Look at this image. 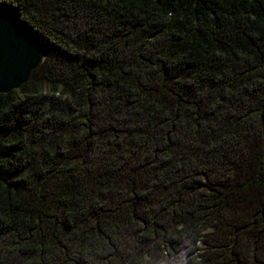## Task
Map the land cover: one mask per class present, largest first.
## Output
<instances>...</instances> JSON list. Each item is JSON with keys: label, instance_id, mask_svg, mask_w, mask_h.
<instances>
[{"label": "trees", "instance_id": "16d2710c", "mask_svg": "<svg viewBox=\"0 0 264 264\" xmlns=\"http://www.w3.org/2000/svg\"><path fill=\"white\" fill-rule=\"evenodd\" d=\"M0 3V264H264V0Z\"/></svg>", "mask_w": 264, "mask_h": 264}, {"label": "water", "instance_id": "95a60500", "mask_svg": "<svg viewBox=\"0 0 264 264\" xmlns=\"http://www.w3.org/2000/svg\"><path fill=\"white\" fill-rule=\"evenodd\" d=\"M48 54L9 3H0V93L26 83Z\"/></svg>", "mask_w": 264, "mask_h": 264}, {"label": "clouds", "instance_id": "9594fccd", "mask_svg": "<svg viewBox=\"0 0 264 264\" xmlns=\"http://www.w3.org/2000/svg\"><path fill=\"white\" fill-rule=\"evenodd\" d=\"M189 235L186 236V238L184 239V244L187 245V248L186 249H183L181 251V261H182V264H189L188 262V256H187V253L188 251L191 250L192 248V240L195 238V233H192L191 230H189ZM198 243V241H197ZM160 264H164V259H161L160 261Z\"/></svg>", "mask_w": 264, "mask_h": 264}]
</instances>
